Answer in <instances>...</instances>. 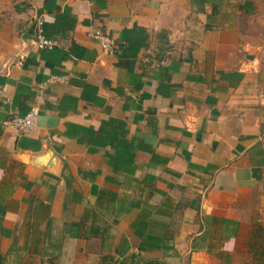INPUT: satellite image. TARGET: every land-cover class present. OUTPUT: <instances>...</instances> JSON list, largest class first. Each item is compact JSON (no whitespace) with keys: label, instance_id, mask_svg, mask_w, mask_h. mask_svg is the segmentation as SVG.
I'll use <instances>...</instances> for the list:
<instances>
[{"label":"crops","instance_id":"1","mask_svg":"<svg viewBox=\"0 0 264 264\" xmlns=\"http://www.w3.org/2000/svg\"><path fill=\"white\" fill-rule=\"evenodd\" d=\"M0 264H264V0H0Z\"/></svg>","mask_w":264,"mask_h":264},{"label":"built area","instance_id":"2","mask_svg":"<svg viewBox=\"0 0 264 264\" xmlns=\"http://www.w3.org/2000/svg\"><path fill=\"white\" fill-rule=\"evenodd\" d=\"M87 35L92 38L100 49L105 52H111L113 49V40L106 33L99 29L88 31ZM32 45L35 49H49L52 46V40L46 37L42 32L41 21L39 18L32 20ZM22 55L18 54L20 58ZM37 107L31 106L22 115L10 114L1 121V126H10L17 133H25L29 131L36 123Z\"/></svg>","mask_w":264,"mask_h":264}]
</instances>
